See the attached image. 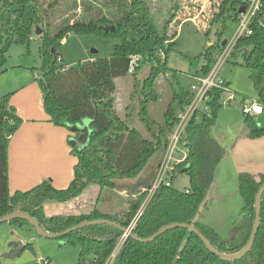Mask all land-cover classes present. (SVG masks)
<instances>
[{
    "label": "trees",
    "instance_id": "16d2710c",
    "mask_svg": "<svg viewBox=\"0 0 264 264\" xmlns=\"http://www.w3.org/2000/svg\"><path fill=\"white\" fill-rule=\"evenodd\" d=\"M106 1L109 16L84 0L82 19L73 22L66 19L61 27L55 28L46 17L49 16L48 7H55L56 2L45 7L42 0H0V77L5 71L10 47L13 44L28 46L37 26L40 27L42 76L38 83L50 121L56 126L68 128L89 119L92 130L85 147H74L78 162L74 168V179L67 188L57 189L50 180H44L30 190L10 194L8 145L21 126L22 119L10 103L12 93H0V217L16 210L24 211L36 218L47 232H60L82 221L98 218L114 220L128 227L149 195L177 121L176 112L191 103L193 96L184 88L178 91L174 89L162 122L155 124L149 117L147 105L158 97L155 89L157 77L171 70L169 54L180 47L176 36L167 29L171 20L165 21L160 31L149 0ZM248 6L249 0H221L215 19L224 28L228 21L238 22L240 9H247ZM262 20L264 0H261L260 10L251 23L252 34L237 39L227 62L234 57L242 58L241 64L250 71L257 100L264 106ZM112 26L114 29H110ZM70 32L80 36L112 38L117 42L110 57L67 65L59 50L61 40ZM213 49L210 45L203 53L206 63L199 74L208 73L214 66ZM146 64L149 74L139 81L137 75ZM128 74L134 78L133 96L137 94L138 114L148 136L130 126L129 121L121 118L116 109V79ZM221 100V90L211 91V116L204 114L200 120L193 119L186 127L184 144L188 152L185 159L176 165L171 179L173 183L176 173H186L190 180L189 188L179 190L173 184L170 187L161 185L144 205L133 228L138 236L146 238L167 224L184 222L194 224L222 253L236 254L247 244L255 218L256 195L264 184V175L260 176L259 181L249 173L239 175V191L244 205L240 217L233 222V232L229 236L222 237L214 228L196 219L224 156V147L213 134L219 110L223 106ZM245 122L250 138L264 136V127L257 125L250 117H246ZM158 152L159 157L150 165ZM144 171L146 176L139 182L143 190L129 199L126 212L111 214L95 208L88 213L74 215L48 217L45 214V204L68 202L90 185L98 186L100 190L123 187L121 181L138 178ZM260 202L261 221L254 244L238 259L222 258L194 232L175 227L150 242H140L129 236L114 264H264V192ZM10 222L19 226L30 225L23 218ZM122 235L120 229L100 224L77 229L60 239L82 244L78 264H104Z\"/></svg>",
    "mask_w": 264,
    "mask_h": 264
},
{
    "label": "rangeland",
    "instance_id": "374dc122",
    "mask_svg": "<svg viewBox=\"0 0 264 264\" xmlns=\"http://www.w3.org/2000/svg\"><path fill=\"white\" fill-rule=\"evenodd\" d=\"M42 1L46 5L45 7H48L52 2H56L55 7H48L49 16L46 17L53 22L52 25L55 28L61 27L66 19L73 22L82 19L84 16L82 10L84 0ZM88 1L109 16L106 0ZM149 1L158 29L162 31L165 21L170 19L168 32L176 36L175 40L180 46L178 50L169 54L168 65L171 70H168L166 74L159 75L156 79L157 99L150 101L147 105L149 117L155 121V124H158L163 120L173 90L178 91L180 88H184L190 91L191 85L195 83V76L200 73L206 63L203 55L206 48L212 45L214 48L213 55L220 52L223 43H230L235 37L239 22L228 21L223 28L221 23L215 19L221 0ZM116 42L117 40L112 38H102L94 35L80 36L70 32L66 39L63 42L61 41L62 46L59 53L63 57L64 63L75 65L85 60L110 57L113 52V45ZM41 43L42 38L35 32L28 46L13 44L10 47L7 53L8 60L4 66L7 71L5 70L3 81L0 83L1 94L12 93L7 92L9 91L7 87L8 81L15 73L18 75H21V73L31 75L34 78L36 76L34 71H36L39 75L37 79L42 76ZM241 63L242 58L239 56L234 57L230 62L225 61L221 65V76L230 82L231 88L236 93L232 100L229 101L226 96L222 101L223 106L219 110L215 125L216 135L228 131L242 135L248 130L245 122L247 116L242 112L239 101L243 95L252 98L258 96L250 78L249 69ZM148 74L149 66L146 64L138 73L137 79L142 81ZM116 86L115 104L118 114L121 118L127 119L130 126L138 128L148 136V132L138 114L139 101L135 98L137 94L135 97L133 96L134 78L132 74L117 78ZM138 91L140 92V85ZM200 106L203 107V104ZM250 118L257 125L264 127V113ZM178 149L182 151L183 147L179 145ZM73 153L77 157L74 147ZM183 155V153L177 151L175 154L176 160L182 158ZM158 157L159 152L154 155L149 164L153 165ZM140 176L121 181L120 184H123V187L105 188L96 195H93L92 189H85L82 194L65 202L66 204L60 205L62 207L56 213L59 215H73L84 212V209L94 208L104 212L114 211L115 208L118 209V212H126L129 199L140 192L139 182L146 176L145 171ZM93 186L90 185V188H93ZM173 186L179 190L189 188V176L186 173H176ZM243 205L242 195L238 194L229 197L226 201H215L212 207L205 208L204 211L203 207L200 206L199 220L200 215L204 219L212 220L214 225L220 229V235L227 237L233 232V223L227 226L228 221L232 214L233 221L240 217ZM220 216L224 218L222 221L219 220ZM81 249L82 244L79 242L71 243L66 239L42 236L30 225L19 226L11 222L0 224V264H78ZM47 261L48 263H46Z\"/></svg>",
    "mask_w": 264,
    "mask_h": 264
},
{
    "label": "crops",
    "instance_id": "0c3cea01",
    "mask_svg": "<svg viewBox=\"0 0 264 264\" xmlns=\"http://www.w3.org/2000/svg\"><path fill=\"white\" fill-rule=\"evenodd\" d=\"M4 68L7 71L6 67ZM6 71L1 75L0 83ZM34 74L36 75V71ZM227 82L230 84L228 80ZM7 90L12 92L10 103L22 119L21 126L11 137L8 145L10 194L30 190L44 180H50L57 189L67 188L74 179V168L78 162V158L73 153V147L76 146L75 141L79 135L69 127L56 126L50 121V116L44 109L43 95L36 76L32 78L31 75L15 73L8 81ZM243 98L257 99L258 97L243 95L240 101ZM215 128L213 134L215 133V138L222 144L225 151L217 167L214 181L201 205L203 211L205 208L212 207L215 201H226L229 197L240 194L239 175L241 173H249L257 181L261 175H264V136L250 138L249 130L242 135L230 133L231 131L216 135ZM87 189H92L93 195L102 191L95 185ZM142 190L143 188H140V192ZM63 204L66 203L45 204V214L48 217L59 215L56 212ZM84 210L81 213H88L93 209ZM117 210L115 208L114 211L107 213H119ZM196 219L202 224L211 226L220 234V229L212 220L204 219L200 215V221L199 214ZM223 219L220 216L219 220ZM233 222L232 214L226 225H232Z\"/></svg>",
    "mask_w": 264,
    "mask_h": 264
},
{
    "label": "built area",
    "instance_id": "2783aa9c",
    "mask_svg": "<svg viewBox=\"0 0 264 264\" xmlns=\"http://www.w3.org/2000/svg\"><path fill=\"white\" fill-rule=\"evenodd\" d=\"M260 7L261 0H249L248 8L240 13L238 21L239 28L233 40L230 43L226 42L220 52L214 54L215 64L208 73L195 76V83L191 85L189 91L193 96L192 101L188 105H185L183 108H179L176 112L177 121L170 136L165 155L158 169L156 179L149 191V195L145 203L127 227L128 230L133 231V228L135 227L136 222L140 214L142 213L144 205L151 200L152 196L159 189V187L163 184L168 187L172 186L173 183L171 178L173 173L175 172V167L179 162L185 159L188 152L183 139L186 127L193 119L200 120L204 114L209 116H211L212 114V109L209 104L210 92L214 89L221 90V101H223L226 96L228 97L229 101L234 98L235 92L233 91L227 80L220 74L221 65H223L225 61L227 62L237 39L242 35L252 34L251 23L257 16ZM263 21L264 20L261 21V24L264 26V23H262ZM63 40L61 41L63 42ZM59 60H61V58H59ZM36 77H39L37 73ZM201 104H203V107L200 106ZM239 104L242 112L247 117H253L264 113V106L257 99L243 98ZM179 145L183 147L182 151L178 149ZM177 151L178 153H183L184 155L182 156V158L176 160L175 154ZM128 237V232L123 233L117 246L110 254V256L106 259L104 264H114L119 250ZM46 263H48V261Z\"/></svg>",
    "mask_w": 264,
    "mask_h": 264
},
{
    "label": "water",
    "instance_id": "95a60500",
    "mask_svg": "<svg viewBox=\"0 0 264 264\" xmlns=\"http://www.w3.org/2000/svg\"><path fill=\"white\" fill-rule=\"evenodd\" d=\"M244 9L245 8L240 9V12H243ZM262 23H264V21ZM110 29H114V26L110 27ZM41 33H42L41 28L37 26L36 34L40 35ZM225 43L226 42H224L223 45H225ZM69 128L73 132L79 133V136H78L77 140L75 141L76 146L85 147L89 143L90 136L92 133V130L90 128V120L89 119H85L81 123L70 125ZM183 139H184V137H183ZM263 192H264V184L259 188L258 193L256 195L255 218H254L253 228H252L249 240H248L247 244L245 245V247L240 252H238L236 254H232V255H228V254H225V253H222L221 251H219L194 224L184 223V222H175V223L167 224V225L161 227L157 232H155L154 234H152L151 236L146 237V238H142V237L138 236L132 230H128L127 227H124L121 224L117 223L116 221L110 220L107 218L85 220V221L80 222L77 225L69 227V228H67L63 231H60V232H47L41 227L40 222L36 218L31 216L29 213L16 210V211L7 213L4 216L0 217V224H2L4 222H10L11 220L16 219V218H23V219L27 220L30 223V225L32 227H34L40 235L45 236V237H50V238H61L64 235H66L72 231H75L77 229H81V228L86 227V226L106 224V225L114 226V227L120 229L123 233L128 232L129 236H131L132 238H134L140 242L153 241L155 238H157L159 235H161L162 233H164L168 229L175 228V227H183V228H186V229L194 232L195 234H197L203 240L205 245L214 253L218 254L219 256H221L224 259L235 260V259H238L241 256H243L245 253H247L254 244L257 232L259 230L260 221H261V202L260 201H261V196H262Z\"/></svg>",
    "mask_w": 264,
    "mask_h": 264
}]
</instances>
